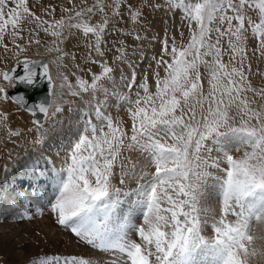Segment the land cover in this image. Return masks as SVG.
Instances as JSON below:
<instances>
[{
	"label": "snow or ice",
	"instance_id": "1",
	"mask_svg": "<svg viewBox=\"0 0 264 264\" xmlns=\"http://www.w3.org/2000/svg\"><path fill=\"white\" fill-rule=\"evenodd\" d=\"M67 3L57 18L60 5L41 4V15L29 0H0V65L13 61L11 68L0 67V101L51 121L33 119V147L46 144L62 123L56 118L72 103L66 97L91 109L75 110L84 123L53 176L54 197L46 207L55 223L108 253L111 264H249L257 254L252 226L264 222V86L253 82L255 76L264 80V72H253L251 63L257 53L264 57V0ZM122 8L130 30L117 27L124 20ZM161 9L179 11L189 35L185 42L181 31V43L175 36L162 40L152 85L145 74L135 98L131 93L117 97V106L127 105V121L115 120L105 111L116 95L105 87L114 82L116 70L108 54L114 51V60L129 66V89L137 86V74L126 41L109 48L106 36L141 40L138 29L146 14ZM75 38H83L88 51L85 67L75 64L81 75L74 71L70 79L66 61H76L77 53L63 45ZM33 46L43 47L51 59L35 58ZM41 84L45 96L39 101L30 102L20 90ZM7 119L0 112V124ZM9 135L20 131L10 129ZM127 153L140 154L142 162ZM38 168L36 163L33 171ZM116 169L120 185L131 179L135 187H117ZM213 190L218 212L204 204ZM208 229L211 236L205 235ZM28 264L92 262L41 253Z\"/></svg>",
	"mask_w": 264,
	"mask_h": 264
},
{
	"label": "rangeland",
	"instance_id": "2",
	"mask_svg": "<svg viewBox=\"0 0 264 264\" xmlns=\"http://www.w3.org/2000/svg\"><path fill=\"white\" fill-rule=\"evenodd\" d=\"M102 2L107 6H112L113 4V0H102ZM131 2L134 5H137L141 3V0H131ZM159 2L164 3V0H159ZM75 3L79 4L80 0H75ZM88 3L93 4L95 3V0H88ZM41 4H43L44 6H47L48 4L60 5V7L57 9L56 12L57 18H59L61 9L65 6H68L67 0H29V6L32 7L33 10L37 12V14L42 15L43 8L40 6ZM108 10L111 11V7H109ZM122 13L124 16V20L120 24H118L117 27L130 30L133 26L128 19L127 9L122 8ZM146 15L147 18L145 20L144 27L142 29H138L140 35L142 36L141 40H135L133 39V37H129L121 34H110L106 36V39L108 41L107 47L109 48H112L113 46H118L117 44L118 41H126L129 50V58L131 61L134 62V67L136 69V74H137V86L135 88L129 89L126 83L127 79L131 75L129 66L127 64H121L119 61H115L114 58L116 53L114 51L108 54L107 59L109 60V62L113 63V67L116 70L114 72V77H115L114 82H105V87L109 89V92L114 91L116 95L111 96L109 98L108 104L105 106V111L110 113L113 119L115 120L124 119L125 121H127V114H126L127 105L117 106V97L122 95H128L131 93L133 98H135V93L136 91L139 90V84L143 82L145 74H147L148 76V83L152 85L153 69L157 67L154 58L160 55L162 40L165 38H169V42H171L170 38L172 36H175L177 43H181L180 32L183 31L185 42L189 35L187 27L182 24V16L179 11L173 13L161 9L155 12H148ZM41 35L43 37V34ZM255 46H256V42L254 40L249 42L250 54L251 51L255 48ZM63 47L65 48V50L69 52H73L68 48L69 41H66ZM84 51L85 52L83 51L79 52V50L76 49L75 53H77V55L80 53L82 55L83 53L82 56L84 58V56L88 51L87 47ZM36 53H39V55L37 56ZM32 54L34 55L35 58L44 57L49 60L51 59V57L48 56L47 52L43 47L37 48L33 46ZM225 59H227V57ZM70 61L71 60H68V62ZM251 63H252L253 72H255L257 69H259L261 72H264V57H261L259 53H257L256 56L251 57ZM75 64H80L81 67H85L84 60L78 63L76 62L73 63L72 66H70V69L66 71V73L69 74L70 79H73L71 77V73L74 71L77 73V75H81V73L76 69ZM12 66H13V61L11 59H9L5 65H0V67H7V68H11ZM87 67L92 68L93 72L99 71V68L96 65L88 64ZM52 74L54 76L56 75V71L54 70V68H52ZM122 77H124V79H122ZM253 82L257 87L264 86V80H261L259 76L253 77ZM102 98L103 97L101 96V99ZM66 99L71 100L72 103L70 105H65V112L61 115H58L56 118L62 121V123L54 130L53 134L52 133L50 134L51 138L48 139L47 143L38 149H36L37 146L34 148L32 145L33 141L37 138L36 136L37 134L35 133V131H29V129H33L34 127L32 124L34 117L31 116L23 108H21L18 104L11 102L12 107L11 108L8 107L6 109L4 106L6 102L0 101V112H6L8 114L7 121L4 124H0V176L5 177L8 173V172L6 173L5 171L9 170L10 167L12 169L13 166L18 165L19 163L34 162V164H36V162H38V159L40 158L41 155H42L41 158L45 157V159H52L50 157V153L51 155H54V153L56 154L58 152V156H61L62 155L61 152H62L64 153L63 155H65L64 157L66 158L67 150L70 147L71 142L77 137V134L81 131V125L84 123V121L80 117V114L75 110L84 109L87 111H91L90 108H86L85 103L81 101L79 98L66 97ZM84 100L89 101L91 100V97L85 96ZM69 108L73 109V111H68ZM107 108H109V110ZM13 114H17V119L19 120L12 117ZM22 114L27 115L28 118L22 117L23 116ZM23 120L26 122H24ZM28 121L29 123H27ZM42 122L45 123L46 125L48 123H51V121H46V120H43ZM66 122H70V123L65 125ZM10 129L19 130L20 135L11 137L9 135ZM134 154L137 156H135ZM233 154L240 155V153H233ZM127 155L134 162L140 163L138 161H142L141 159L142 157L140 154L138 155V153H127ZM53 164H55L54 161ZM1 184H4V182H2ZM18 228L19 226H17L16 231H18ZM261 230L263 232L262 237L264 238V222H262ZM16 239L19 238L16 237ZM262 240L264 239H261L260 241L261 243L260 255L262 257H260L259 259L261 261V264H264V251H263L264 241ZM0 264H12V263L8 260V258L0 254ZM13 264H22V263L18 262ZM23 264L26 263L24 262Z\"/></svg>",
	"mask_w": 264,
	"mask_h": 264
},
{
	"label": "bare ground",
	"instance_id": "3",
	"mask_svg": "<svg viewBox=\"0 0 264 264\" xmlns=\"http://www.w3.org/2000/svg\"><path fill=\"white\" fill-rule=\"evenodd\" d=\"M68 48L73 52L76 49L79 52H85L86 42L83 38L71 39ZM82 55L81 53L78 54L76 61H66L68 66L64 71H68L73 63L83 61ZM53 68L55 70V67ZM11 105L12 103L8 102L4 106L7 109L8 107L11 108ZM109 108L107 109L109 110ZM17 114H13L12 117L17 119ZM22 117L28 118L27 115ZM69 123L66 122L65 125ZM43 145L37 146L36 149ZM61 154L63 155L64 153L61 152ZM62 155L58 156V152L54 153V155L50 153L52 159L41 158V155L38 162H36L39 164V168L35 172L33 171L34 162H22L13 166L12 169L10 167L9 170H6L5 172L8 173L5 177L0 176V254L8 258L12 264L18 262L28 264L30 258L41 253L76 255L89 259L92 264H111V257L108 253L80 242L69 231L58 226L46 207L48 202L54 197L55 183L53 176L56 170L65 164L64 160L66 158L64 157L65 155ZM52 160L55 164H53ZM138 162L141 163L142 161ZM40 171L43 172V175L36 174ZM117 171L119 172V169H116ZM118 172L113 180L117 187H126L128 189L135 187V182L131 179H127L125 185H120ZM2 182L4 184H1ZM204 204L207 207L216 209L218 212L219 203L216 199L215 191L205 196ZM37 209H43V214H39ZM124 211H126V208ZM29 215L32 217L31 219L26 218ZM261 225L262 222H259L254 223L252 226L251 234L256 238L252 247L257 250V254L249 258V264H261L259 259L262 257L260 255V241L264 239ZM17 226H19L18 231H16ZM205 235L211 236V230L208 229ZM16 237L19 239H16Z\"/></svg>",
	"mask_w": 264,
	"mask_h": 264
},
{
	"label": "water",
	"instance_id": "4",
	"mask_svg": "<svg viewBox=\"0 0 264 264\" xmlns=\"http://www.w3.org/2000/svg\"><path fill=\"white\" fill-rule=\"evenodd\" d=\"M20 90L24 91L27 94V96L30 97V102L31 101H39V100L43 99L45 96V87L43 84H41V86L38 88H27V89L21 88ZM10 94H14V90H10ZM34 119H41V121L44 120V118L42 116L34 117Z\"/></svg>",
	"mask_w": 264,
	"mask_h": 264
}]
</instances>
